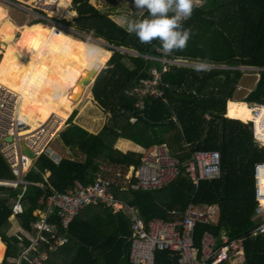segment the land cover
Masks as SVG:
<instances>
[{"label":"trees","instance_id":"trees-1","mask_svg":"<svg viewBox=\"0 0 264 264\" xmlns=\"http://www.w3.org/2000/svg\"><path fill=\"white\" fill-rule=\"evenodd\" d=\"M204 1L182 25L191 29L192 35L186 49L175 51V56L227 67L199 73L192 67H168L163 73L164 94L148 96L140 109L136 107L139 96L130 92L141 78L151 76L152 65H159L115 47L146 53L152 52L159 40L142 44L91 0H72L77 12L73 20L76 29L106 42L103 47L113 52L93 85L96 101L110 117L93 133L73 121L77 115L74 110L60 138L83 158H62L57 164L47 153L40 155L25 178L44 185H28L22 213L11 217L10 200L19 192L0 186V264H15L11 259L18 256L20 247L14 233L18 228L32 229L37 219L33 212L45 207L40 202L42 197L53 190L63 192L76 184H91L99 175L112 182L109 190L118 201L135 206L145 220L181 218L191 202L218 205L217 221L200 222L195 228L198 246L206 231L219 239L224 235H248L255 223L257 205L255 164L264 161V147L255 142L251 122L246 124L230 115L229 103L243 75L240 67H264V0ZM148 18V13L143 12L136 21ZM38 22L41 21L32 23ZM258 102L264 103V95ZM121 138L144 148L166 143L181 162L197 150H219L222 174L217 179L201 180L196 187L185 167H181L168 185L132 189L130 185L136 179L126 174L131 166L141 164L142 154L116 147ZM109 168L119 169L115 176L121 172L123 177L112 179L106 171ZM11 177L13 172L0 153V178ZM67 235L68 242L50 255L48 264H134L129 260L130 218L124 210L115 212L100 203L89 204L70 223ZM245 259V264H264V234L246 239ZM154 264L178 262L167 251H157Z\"/></svg>","mask_w":264,"mask_h":264},{"label":"built area","instance_id":"built-area-1","mask_svg":"<svg viewBox=\"0 0 264 264\" xmlns=\"http://www.w3.org/2000/svg\"><path fill=\"white\" fill-rule=\"evenodd\" d=\"M57 1L33 0L30 3L22 2L21 7L26 11H32L38 20L51 22L56 18L50 12L56 6ZM204 3L205 1L202 0L199 7ZM69 7L73 9L72 0L69 2ZM199 7H194L193 12ZM189 19L182 21V25ZM55 23L54 26L59 29L66 27H59V25H64H58L57 21ZM74 29L75 35L83 36L86 39L87 34L80 32L76 27ZM131 54L159 65H152L151 76L141 78L130 92L139 96L136 107L140 109L144 108L148 96L158 97L164 94L163 73L168 67L195 68L198 63L176 57L175 51L172 54H165L160 41L155 44L152 52H131ZM217 67L227 66L212 64V68ZM240 69L264 72V67H240ZM19 97V93L0 84V153L15 175L11 178H0V186L13 188L19 192L10 200L11 217L23 212L22 199L28 185L40 187L44 185L42 182L30 181L25 178L32 168L33 159L47 153L54 162L61 161L60 155L51 147V143L60 132V130H56L55 117H51L36 131L22 134L30 129V123L21 116ZM263 104L258 102L250 106L257 108L256 117ZM262 118L260 121L261 133L258 132L257 121L250 122L255 142L264 144V116ZM9 137L11 139H8ZM25 145L35 153L34 157L24 152ZM140 152L142 154L141 164L137 168L131 166L130 169L132 168L133 171L131 175L127 176V178L134 176L136 179V182L130 185L132 189L150 190L168 185L179 175L181 167H185L196 187L201 180L217 179L222 174L219 150H197L185 162H181L171 154L166 143L142 148ZM258 166L264 167V161L255 164L254 191L257 205L253 218L255 223L248 235L235 238L224 235L219 239L211 232L206 231L202 237L201 245L198 246L195 241V228L200 222H216L215 213L220 210L218 205L191 202L185 208L181 218L166 220L161 217H152L145 220L135 206L118 201L109 190L112 182L99 175L91 184L85 186L76 184L63 192L53 190L51 194L42 197L40 202L45 203V207L33 212L37 219L33 222L32 229L18 228L14 233L18 240L20 253L11 261L15 264H48L50 255L68 242L67 230L74 218L89 204L100 203L112 208L115 212L124 210L128 214L131 226L129 250L131 263L154 264L156 252L167 251L178 264H245L246 239L264 234V171H258ZM44 179L47 181L46 176Z\"/></svg>","mask_w":264,"mask_h":264},{"label":"bare ground","instance_id":"bare-ground-1","mask_svg":"<svg viewBox=\"0 0 264 264\" xmlns=\"http://www.w3.org/2000/svg\"><path fill=\"white\" fill-rule=\"evenodd\" d=\"M69 2L58 0L51 15L61 17L67 11ZM18 31L21 34L15 39ZM93 48L100 50L98 56L91 51ZM1 54L0 84L19 93L21 116L30 123V129L22 134H28L36 131L51 117L56 119V130H60L75 99L83 96L87 87L83 79L88 71L94 68L99 71L111 58L112 51L74 37L56 26L49 27L41 22L17 25L0 3ZM244 101L248 104L246 109L253 115L250 121L259 119L258 132L261 133L264 104L256 117L257 108L250 107L255 102ZM257 144L264 147V144Z\"/></svg>","mask_w":264,"mask_h":264},{"label":"rangeland","instance_id":"rangeland-1","mask_svg":"<svg viewBox=\"0 0 264 264\" xmlns=\"http://www.w3.org/2000/svg\"><path fill=\"white\" fill-rule=\"evenodd\" d=\"M0 3L6 7L8 16L17 25H23L26 23L31 24L32 22L39 21L32 11H26L25 9H23L21 7L22 2L18 0H0ZM91 3L94 4L99 10L105 13H109L108 15L112 19H114L115 21H117L118 23L122 24L125 27H127V24L129 22L136 21V18L139 16L133 0H93V1L91 0ZM66 9L67 11L64 14H67L68 17L65 15L61 17L54 16L56 18H54L53 21H51L52 23L44 22V21H41V23L50 27V26H54L56 24L55 21H57L58 25L59 24L64 25V26L59 25V27L66 26L65 27L66 30L65 29L63 30H65L67 33L71 34L72 36L76 37L78 35H75L76 31L74 29L75 26L73 24V20L76 17V15L72 11L73 9L69 7V5L66 7ZM69 16H72V17H69ZM67 22H70L71 24H68ZM20 34H21V31L16 32L15 39L18 38ZM84 41H87L89 43H92L100 47L106 46L105 45L106 42L100 39H94V37L91 35H87ZM107 62L104 65H102L101 69L98 72H101L104 68L107 67V64H108ZM259 79H260V72L251 71V70L243 71V75H242V78L240 79L238 87L232 96V100H230V103H231L230 104V107H231L230 114L233 117H236V116L240 117L239 119H242L241 121H243L246 124H248L249 121L247 118H245L244 115H242V113L244 114L243 110L246 109V106L244 104H247L244 101V99L247 98V96L250 95L255 90ZM93 80L94 79H92L91 83L88 84V86L84 89L83 96L81 98L75 99V102L73 105L74 108L72 107L66 122L60 129L59 135L54 139L55 141L53 140V142L51 143V147L53 148V150L58 151V146H56V141L59 142L61 131L68 127L69 125L68 120L71 114L74 112V110L77 111V115L75 116L73 121H76L75 123L83 126L84 128L90 131L99 130L109 120L110 113L105 111L95 99V96L93 93V85L96 80L95 81ZM69 92H71V90ZM254 102L258 103L257 100H255ZM240 103L243 104L242 107H238ZM227 105H228V102H227ZM249 105H252V103H249ZM249 115H250V112H249ZM258 120L259 119H257V125H259ZM38 157L39 156L33 159L32 168L34 167V164L36 160L38 159ZM106 171H108V173L111 174L110 177H112V179H118V178L123 177L121 172L115 176V173H117L119 169L109 168ZM132 171L133 169L131 168L126 174V176L131 175ZM120 174L121 176H119ZM219 215H220V211L218 210L215 213V218L218 219Z\"/></svg>","mask_w":264,"mask_h":264},{"label":"clouds","instance_id":"clouds-1","mask_svg":"<svg viewBox=\"0 0 264 264\" xmlns=\"http://www.w3.org/2000/svg\"><path fill=\"white\" fill-rule=\"evenodd\" d=\"M201 2L202 0H134L138 14L147 12L149 18L129 22L126 30L129 34H135L142 44L159 40L165 54L183 51L187 47L192 32L191 29L182 27V21L189 19L194 7H199ZM170 12L173 13L171 16ZM91 51L97 56L100 53V50L95 48ZM211 69L212 64L209 61L198 60L194 70L199 73L208 72ZM258 171H264V167L258 166ZM5 255L6 251L4 258Z\"/></svg>","mask_w":264,"mask_h":264},{"label":"crops","instance_id":"crops-1","mask_svg":"<svg viewBox=\"0 0 264 264\" xmlns=\"http://www.w3.org/2000/svg\"><path fill=\"white\" fill-rule=\"evenodd\" d=\"M93 1V0H92ZM141 14V13H140ZM121 49H124L125 51H121V52H123V53H128V54H130V55H132L131 54V52H138V51H136V50H131V49H127V48H121ZM113 53V52H112ZM246 99V98H245ZM230 104L231 103H229V108H230V112H231V107H230ZM245 106H246V108H247V104H244ZM243 106V104L242 103H240V105H238V107H242ZM228 108V107H227ZM247 109H245V110H243V112H244V114L242 113V115H244L245 116V118H247L248 119V121H250L252 118L251 117H253V115H252V112L251 111H246ZM249 112H250V115H249ZM231 115V114H230ZM232 116V115H231ZM233 117V116H232ZM234 118H240V117H238V116H236V117H234ZM242 120V119H241ZM74 122H76V121H74ZM77 124V123H76ZM102 128V127H101ZM100 128V129H101ZM99 129V130H100ZM99 130H93V131H91V132H93V133H97ZM90 131V130H89ZM59 140V139H58ZM55 141V140H54ZM56 146H58V151L60 152H58V151H56V150H54V151H56L59 155H60V157H61V160H62V158H72V157H77L78 159H82L83 157L79 154V153H77V151H75L74 149H72L71 147H67L64 143H63V141L61 140V138H60V140H59V142L58 141H56ZM116 147H118V148H120L121 150H123V151H136V152H139V153H141L140 152V150L142 149V148H144V147H142V146H140V145H138V144H136V143H134L133 141H131V140H127V139H123V138H121V139H119L118 141H117V143H116ZM53 149V148H52ZM65 153V154H64ZM48 155V154H47ZM49 156V155H48ZM50 157V156H49ZM4 158V157H3ZM51 158V157H50ZM5 159V158H4ZM56 163V162H55ZM60 163V162H59ZM58 164V163H57ZM28 174V173H27ZM50 175V172L48 171L46 174H45V176H49ZM102 176V175H101ZM98 177V176H97ZM97 179V178H96ZM95 179V180H96ZM5 246H6V248H5V251H6V249H7V245L5 244Z\"/></svg>","mask_w":264,"mask_h":264},{"label":"water","instance_id":"water-1","mask_svg":"<svg viewBox=\"0 0 264 264\" xmlns=\"http://www.w3.org/2000/svg\"><path fill=\"white\" fill-rule=\"evenodd\" d=\"M1 56L2 55H0V60H1ZM99 73L100 72H98L95 68L91 71H88L87 76L83 79V84L88 86V84L91 83L92 79H94L93 81L96 80ZM263 84H264V74H261L255 90L250 95L247 96L246 100L255 101L260 99V97L264 95ZM8 139H11V137H9ZM23 150L28 155L34 157L35 153L32 152L26 145L23 147Z\"/></svg>","mask_w":264,"mask_h":264}]
</instances>
